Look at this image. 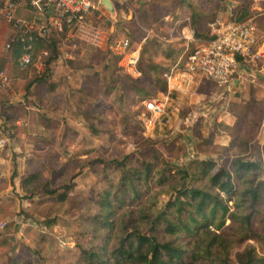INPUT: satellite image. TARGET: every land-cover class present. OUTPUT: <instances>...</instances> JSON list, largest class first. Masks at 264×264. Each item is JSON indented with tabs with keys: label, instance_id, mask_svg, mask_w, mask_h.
<instances>
[{
	"label": "rangeland",
	"instance_id": "1",
	"mask_svg": "<svg viewBox=\"0 0 264 264\" xmlns=\"http://www.w3.org/2000/svg\"><path fill=\"white\" fill-rule=\"evenodd\" d=\"M153 1L131 0L116 7L115 16L106 9L101 16L91 13L83 30L58 34L51 29L57 58L47 62L52 55L51 48L39 52L36 64L29 68L26 77L18 75L12 61L5 64L3 70L9 79L5 86H0V138H5L0 143V264L7 262L11 255L23 254L27 246L40 250L37 264H77L79 250L90 238L89 223L83 215L94 210L88 199L97 194L103 174L99 171L98 174L89 160L121 158L132 152L138 155L150 143H155L167 158L179 165L196 157L224 160L230 152L223 149L229 145L232 133L214 123L225 120L233 121L230 124L234 125V117L243 105L235 103L241 99L252 102L256 120L263 122L258 132L256 128L243 127V130L248 129L249 135L262 147L258 148L257 156L264 179V60L240 69L230 88H221L204 79L201 82L204 94H200L203 99L199 95L197 99L195 94L183 95L184 101L190 104H182L179 114L173 111L175 119L170 126L155 125L154 121L151 124V113L138 96L125 97V90L109 95L98 91L110 84H131L134 76L119 60L114 64L110 47L114 39L130 37L123 29L122 20H131L138 7ZM231 7L238 14L249 7L248 17L257 21L264 14V0H226L216 18H229ZM164 17L171 19L169 14ZM27 19L38 26L46 24L45 17ZM187 21L189 16L181 12L177 22ZM157 26L150 27L152 35H149L150 28L143 29L144 39L158 34L161 50L176 39L174 33L179 32L181 39L185 26L187 35L204 40L195 36L189 22L180 31L175 25ZM12 27V24L4 25L0 29V63L9 55L6 45L14 34ZM160 29L170 36L167 33L160 36ZM195 45L196 42L184 38L178 47L182 46L185 51ZM133 48L141 51V43L134 42ZM36 76L43 80L28 88ZM245 87H252L251 93ZM5 112H11L10 120L1 116ZM29 172L41 173L38 186L71 184L69 199L60 205L55 196L46 195L42 189L34 195L25 191L23 179ZM57 205L61 210L57 225L49 233V242L42 244L43 232H47L42 222L46 217L55 216Z\"/></svg>",
	"mask_w": 264,
	"mask_h": 264
},
{
	"label": "trees",
	"instance_id": "2",
	"mask_svg": "<svg viewBox=\"0 0 264 264\" xmlns=\"http://www.w3.org/2000/svg\"><path fill=\"white\" fill-rule=\"evenodd\" d=\"M225 3L226 0H154L138 7L131 20L122 22L132 45L141 43L138 62L141 75L132 77L131 84H110L98 91L109 95L125 90V97L138 96L140 100L167 92V74L184 53L182 46L178 47L183 38H179V32L174 33L176 39L161 50L158 34L142 42L143 29L175 25L180 31L189 22L196 37L210 40L213 34L209 23L217 19ZM116 7L120 6L116 4ZM181 12L189 16V21L177 22ZM240 13L238 19H244L251 11L245 7ZM166 14L170 20L165 19ZM255 21L264 32V14ZM159 33L166 36L167 32L160 29ZM52 35L35 33L34 58L50 48L52 55L47 62L57 58ZM23 52L24 43L16 36L8 49L7 60L0 63V70L12 61L18 75L26 77L33 65L20 68ZM111 56L114 64L117 63L119 56ZM108 68L111 69V63ZM41 80L42 77L36 76L28 88ZM248 87L245 88L250 89L249 94L252 87ZM235 104L243 105L234 117V125L230 124L233 121L225 120L214 123L232 133L229 145L223 149L230 152L224 160L196 157L179 165L167 158L155 143L148 144L138 155L132 152L121 158L89 160L94 170L103 174L97 194L88 199L94 210L83 215L89 223L90 238L80 248L77 264H264V179L257 156L258 148L262 147L248 129L243 130V127L256 128L258 132L263 122L256 120V111L248 99ZM179 108L182 109L181 103ZM1 116L10 120L11 112ZM40 174L29 172L24 177L25 191L34 195L42 189L46 195L55 196L56 203H65L73 186L69 183L60 187L38 186ZM60 189L64 190L60 192ZM60 205L55 216L42 222L47 226L42 244L49 242V233L57 225ZM39 255L38 248L27 246L23 254L11 255L3 264H37Z\"/></svg>",
	"mask_w": 264,
	"mask_h": 264
},
{
	"label": "built area",
	"instance_id": "3",
	"mask_svg": "<svg viewBox=\"0 0 264 264\" xmlns=\"http://www.w3.org/2000/svg\"><path fill=\"white\" fill-rule=\"evenodd\" d=\"M123 6L131 0H111ZM22 7H31L46 15V24L40 26L32 20L19 14ZM106 9L100 0H0V29L12 24L13 37L7 43L11 48L16 36L24 43V52L19 58L21 69L35 65L34 45L35 33L42 36L53 29L58 34H67L73 30H83L88 14L97 12L103 15ZM226 20L216 19L209 26L213 34L210 40H196L193 35H187L184 27L182 35L192 42H197L192 50L186 49L176 64L167 74L168 90L157 96L144 98L140 101L151 113L149 122L153 124L172 125L174 112L179 114V103L183 95L198 96L201 82L210 80L221 88H228L251 62L264 60V32L258 29L254 17L238 19V13L232 7ZM48 22V23H47ZM149 35L153 34L150 28ZM145 41V39H144ZM111 53L119 56L120 64L130 75L139 77L138 69L140 49L133 48L130 38L122 36L113 40ZM6 71L0 70V86L8 82ZM230 88V87H229ZM19 124V122H18ZM5 138H0V143Z\"/></svg>",
	"mask_w": 264,
	"mask_h": 264
},
{
	"label": "crops",
	"instance_id": "4",
	"mask_svg": "<svg viewBox=\"0 0 264 264\" xmlns=\"http://www.w3.org/2000/svg\"><path fill=\"white\" fill-rule=\"evenodd\" d=\"M105 11V10H104ZM19 14L22 16H24V17H26V18H30V19H32V17L34 16V17H36V19H39V18H43V17H45L46 18V15L47 14H41V13H39L38 11H36V10H34L33 8H31V7H22L20 10H19ZM31 14H34L33 16H30ZM187 25V24H186ZM183 39H184V37L183 36H181ZM197 40V39H196ZM187 41H188V39H187ZM197 43V42H196ZM240 74H242V72H240ZM202 86L200 85L199 86V88L201 89V91H200V89L198 88V90H199V93H198V95L200 96V98H201V95L202 94H204V91H202L203 90V88H201ZM201 94V95H200ZM197 97V99H198V96H196ZM201 99H203V98H201ZM200 99V100H201ZM185 99H183L180 103L181 104H190L189 102H186V101H184ZM179 103V104H180Z\"/></svg>",
	"mask_w": 264,
	"mask_h": 264
},
{
	"label": "water",
	"instance_id": "5",
	"mask_svg": "<svg viewBox=\"0 0 264 264\" xmlns=\"http://www.w3.org/2000/svg\"><path fill=\"white\" fill-rule=\"evenodd\" d=\"M100 3L106 8L112 16L116 15V7L111 0H100Z\"/></svg>",
	"mask_w": 264,
	"mask_h": 264
}]
</instances>
